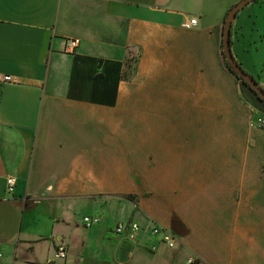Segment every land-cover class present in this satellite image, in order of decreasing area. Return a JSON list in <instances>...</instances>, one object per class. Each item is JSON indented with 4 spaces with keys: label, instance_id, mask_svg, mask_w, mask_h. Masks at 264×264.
Returning a JSON list of instances; mask_svg holds the SVG:
<instances>
[{
    "label": "crops",
    "instance_id": "1",
    "mask_svg": "<svg viewBox=\"0 0 264 264\" xmlns=\"http://www.w3.org/2000/svg\"><path fill=\"white\" fill-rule=\"evenodd\" d=\"M240 1L0 0V264H264L263 109L220 50Z\"/></svg>",
    "mask_w": 264,
    "mask_h": 264
},
{
    "label": "rangeland",
    "instance_id": "2",
    "mask_svg": "<svg viewBox=\"0 0 264 264\" xmlns=\"http://www.w3.org/2000/svg\"><path fill=\"white\" fill-rule=\"evenodd\" d=\"M232 25V54L244 71L253 76L258 85L264 89V0L250 3L240 10ZM221 59L224 61L222 55ZM245 91H248L263 109L257 118L264 119V105L243 85V92ZM184 264H187V259Z\"/></svg>",
    "mask_w": 264,
    "mask_h": 264
},
{
    "label": "built area",
    "instance_id": "3",
    "mask_svg": "<svg viewBox=\"0 0 264 264\" xmlns=\"http://www.w3.org/2000/svg\"><path fill=\"white\" fill-rule=\"evenodd\" d=\"M197 24L196 19H190L186 22H183L181 26L185 29H189L192 26ZM79 41L77 39H69L66 44L67 50H73L77 45ZM0 82L2 83H10V84H17L18 81L14 78H12L9 75H2L0 76ZM251 126L261 130L264 133V119L257 118L251 123ZM15 186V178L9 176L6 179V191L7 193H13ZM83 224L86 228H90L93 226L98 225L101 222V218L99 216H85L82 219ZM114 232L117 235H124L127 241L131 243H136L139 236L143 234V236L147 239L149 238H156L159 240V243L163 244L168 249H173L177 246L179 239L178 237L172 233L170 230H168L165 227H161L159 225L153 224L148 229H143L140 227L138 223L135 222H129L127 224L118 223L115 228ZM150 249L154 251L156 249L155 246H151ZM54 259L56 260H63L66 257V248L63 244L57 245L55 248ZM3 258L2 252L0 250V262ZM196 259L194 257H189L187 259V264H195Z\"/></svg>",
    "mask_w": 264,
    "mask_h": 264
},
{
    "label": "water",
    "instance_id": "4",
    "mask_svg": "<svg viewBox=\"0 0 264 264\" xmlns=\"http://www.w3.org/2000/svg\"><path fill=\"white\" fill-rule=\"evenodd\" d=\"M254 0H241L233 7H231L223 22V32L221 41V51L224 56L225 62L228 64L230 70L251 90L260 100L264 102V89L258 85L255 79L250 76L241 65L235 60L231 50V28L236 14L246 7Z\"/></svg>",
    "mask_w": 264,
    "mask_h": 264
},
{
    "label": "trees",
    "instance_id": "5",
    "mask_svg": "<svg viewBox=\"0 0 264 264\" xmlns=\"http://www.w3.org/2000/svg\"><path fill=\"white\" fill-rule=\"evenodd\" d=\"M232 27H233V25H232ZM231 32H232V28H231ZM231 45H233V43L231 42ZM221 55L223 56V54H222V51H221ZM223 58H224V56H223ZM134 62H136V59H131V60H129V59H127L126 60V62H125V65H127V67H128V71H129V68H130V66H131V64L132 63H134ZM223 64H224V66H225V68L235 77V79L236 80H238V81H240L244 86H246L231 70H230V68H229V66H228V64L225 62V60L223 61ZM251 76V75H250ZM124 78V77H123ZM247 87V86H246ZM248 88V87H247ZM249 89V88H248ZM250 90V89H249ZM250 92L256 97V99L259 101V102H261L263 105H264V102L262 101V100H260L259 98H258V96L253 92V91H251L250 90ZM125 198L126 199H129V200H134L135 198H136V196H132V195H127V196H125Z\"/></svg>",
    "mask_w": 264,
    "mask_h": 264
},
{
    "label": "flooded vegetation",
    "instance_id": "6",
    "mask_svg": "<svg viewBox=\"0 0 264 264\" xmlns=\"http://www.w3.org/2000/svg\"><path fill=\"white\" fill-rule=\"evenodd\" d=\"M235 58V57H234ZM236 60V59H235ZM237 61V60H236ZM238 62V61H237ZM239 63V62H238ZM253 77V76H252Z\"/></svg>",
    "mask_w": 264,
    "mask_h": 264
}]
</instances>
